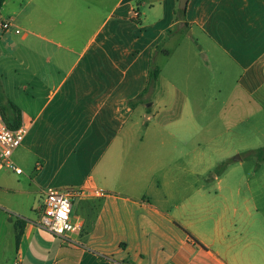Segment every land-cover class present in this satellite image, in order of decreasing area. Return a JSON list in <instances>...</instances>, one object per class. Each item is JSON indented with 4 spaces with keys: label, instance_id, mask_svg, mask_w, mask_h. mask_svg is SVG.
Masks as SVG:
<instances>
[{
    "label": "crops",
    "instance_id": "obj_1",
    "mask_svg": "<svg viewBox=\"0 0 264 264\" xmlns=\"http://www.w3.org/2000/svg\"><path fill=\"white\" fill-rule=\"evenodd\" d=\"M178 3L4 2L0 109L29 133L0 191L25 215L81 189L83 229L20 217L0 264H264V0Z\"/></svg>",
    "mask_w": 264,
    "mask_h": 264
},
{
    "label": "built area",
    "instance_id": "obj_2",
    "mask_svg": "<svg viewBox=\"0 0 264 264\" xmlns=\"http://www.w3.org/2000/svg\"><path fill=\"white\" fill-rule=\"evenodd\" d=\"M10 28V22L0 23L1 31H8ZM16 32L20 33L21 31L17 29ZM28 133L29 127L26 124L12 129L5 121L0 109V170L8 168L21 174L22 170L16 167L12 156L22 146ZM82 195L83 190L81 189L48 188L44 192V204L37 224L51 234L73 242L72 235L83 229L82 222L74 219L73 215L74 202Z\"/></svg>",
    "mask_w": 264,
    "mask_h": 264
},
{
    "label": "rangeland",
    "instance_id": "obj_3",
    "mask_svg": "<svg viewBox=\"0 0 264 264\" xmlns=\"http://www.w3.org/2000/svg\"><path fill=\"white\" fill-rule=\"evenodd\" d=\"M9 8L11 9V7ZM179 8H180V2L178 3L177 10ZM4 16H5V12H3V18H5ZM3 97H4L3 93L0 94V105L5 111V108H7L6 106L7 104L4 102ZM247 167L249 168L250 165L248 164ZM9 182L15 184L16 177H13ZM16 199L17 198L13 197L11 194L0 191V201H1L0 202L1 203L0 204V239H4L6 237V234L13 232V229H14L13 223H15L20 217L27 219V220H31L34 223H38V221L40 220V214H41V210L43 207V197L41 196L36 197L35 195H32L29 197V200L25 198V203H28L25 205L27 206L25 208V213H26L25 215L19 214L11 208L12 202ZM17 204H20V203H17ZM33 205H35L36 208L32 210L31 212H29V209Z\"/></svg>",
    "mask_w": 264,
    "mask_h": 264
},
{
    "label": "trees",
    "instance_id": "obj_4",
    "mask_svg": "<svg viewBox=\"0 0 264 264\" xmlns=\"http://www.w3.org/2000/svg\"><path fill=\"white\" fill-rule=\"evenodd\" d=\"M6 0H0V10L4 4ZM185 16H186V10H177L176 11V20L180 21V20H185ZM158 75H159V70L158 69H152L150 71V82H153L155 81L157 78H158ZM10 106L13 108V109H17L12 103H10ZM1 107V105H0ZM13 127V126H12ZM14 128V127H13ZM17 128V127H16Z\"/></svg>",
    "mask_w": 264,
    "mask_h": 264
},
{
    "label": "water",
    "instance_id": "obj_5",
    "mask_svg": "<svg viewBox=\"0 0 264 264\" xmlns=\"http://www.w3.org/2000/svg\"><path fill=\"white\" fill-rule=\"evenodd\" d=\"M180 2V10H186L187 9V6H188V2L189 0H179ZM238 159L240 160V156L238 157Z\"/></svg>",
    "mask_w": 264,
    "mask_h": 264
}]
</instances>
